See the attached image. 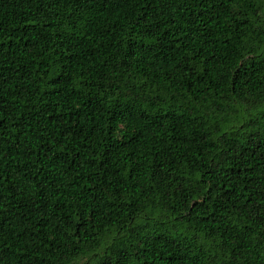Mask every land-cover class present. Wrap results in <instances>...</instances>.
Here are the masks:
<instances>
[{
  "label": "trees",
  "instance_id": "obj_1",
  "mask_svg": "<svg viewBox=\"0 0 264 264\" xmlns=\"http://www.w3.org/2000/svg\"><path fill=\"white\" fill-rule=\"evenodd\" d=\"M0 264H264V0H0Z\"/></svg>",
  "mask_w": 264,
  "mask_h": 264
}]
</instances>
